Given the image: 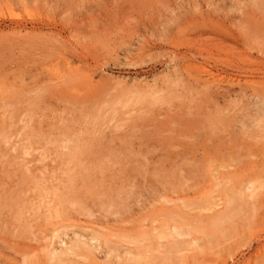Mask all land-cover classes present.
I'll use <instances>...</instances> for the list:
<instances>
[{
	"label": "rangeland",
	"instance_id": "1",
	"mask_svg": "<svg viewBox=\"0 0 264 264\" xmlns=\"http://www.w3.org/2000/svg\"><path fill=\"white\" fill-rule=\"evenodd\" d=\"M105 1L0 0V264H264V0Z\"/></svg>",
	"mask_w": 264,
	"mask_h": 264
},
{
	"label": "bare ground",
	"instance_id": "2",
	"mask_svg": "<svg viewBox=\"0 0 264 264\" xmlns=\"http://www.w3.org/2000/svg\"><path fill=\"white\" fill-rule=\"evenodd\" d=\"M102 1H103V0H102ZM116 1H117V0H116ZM126 1H127V0H126ZM126 1H125V4H126ZM128 1L134 3L135 0H128ZM137 1H139V0H137ZM148 1H150V0H148ZM152 1H153V0H152ZM154 1H155V0H154ZM260 1H261V0H260ZM106 2H108V0H106V1L104 2V4H105ZM118 2H120V1H118ZM109 3H110V2H109ZM116 3H117V2H116ZM133 3H132V4H133ZM141 3H142V2H141ZM106 4H108V3H106ZM106 4H105V5H106ZM117 4H118V3H117ZM120 4H122V3H120ZM120 4H119V5H120ZM127 4H128V3H127ZM135 4H136V3H135ZM142 4H143V3H142ZM142 4H141V5H142ZM108 5H109V4H108ZM119 5H117V6H119ZM123 5H124V4L120 5L121 8L123 7ZM128 5H129V4H128ZM128 5H127V7H128ZM151 5H152V4H151ZM151 5H150V6H151ZM162 5H163V4H162ZM113 6H114V5H113ZM117 6H115V7L117 8ZM136 6H137V4H136ZM142 6H143V5H142ZM144 6H145V4H144ZM153 6H154V5H153ZM133 7H134V9H135V6H133ZM138 7H139V6H138ZM138 7H137V8H138ZM118 8L121 10L120 7H118ZM125 8H126V5H125ZM154 8H155V6H154ZM98 9L100 10V8H98ZM104 9H105V7H103V10H104ZM122 9L124 10V7H123ZM127 9H128V8H127ZM146 9H147V8H146ZM152 9H153V7H152ZM106 10L109 12V8L106 9ZM139 10H140V9H139ZM126 11H127V10H126ZM126 11H125V12H126ZM130 11H131V9H130ZM130 11H128V12H130ZM140 11H141V10H140ZM111 12H113V10H112ZM131 12L133 13V11H131ZM152 12H153V11H152ZM160 12H161V11H160ZM188 12H189V11H188ZM101 13H102V12H100V14H101ZM134 13H135V12H134ZM136 13H137V12H136ZM112 14H113V13H112ZM115 14H116V12H115ZM102 15H103V14H102ZM116 15H119V14H116ZM116 15H115V16H116ZM186 15H187V14H186ZM103 16H104V15H103ZM101 17H102V16H101ZM158 17H159V15H158ZM15 22H16V21H15ZM18 22H20V21H18ZM159 22H160V21H159ZM21 23H22V22H21ZM102 23H103V22H102ZM110 23H111V22H110ZM110 23H109V24H110ZM21 25H22V24H21ZM104 25H105V24H104ZM16 26H17V25H16ZM22 26H23V25H22ZM30 26H31V25H30ZM106 27H107V26H106ZM111 27H112V26H111ZM113 27H114V26H113ZM19 174H20V173H19ZM80 180H81V179H80ZM72 181H73V180H72ZM256 190H257V189H256ZM255 193H256V192H255ZM254 195H255V194H254ZM250 196L252 197L253 195L250 194ZM242 198H243V197H242ZM17 202H18V201H17ZM3 203H4V202H3ZM15 206H16V205H15ZM26 207H27V206H26ZM91 239H92V237H91ZM83 242H84V241H83ZM80 243H81V242H80ZM82 245H83V244H82ZM83 246H84V245H83ZM50 252H51V251H50ZM50 252H49V253H50ZM55 253H56V252H55ZM55 253H54V254H55ZM59 253H60V252H59ZM72 254H73V253H72ZM57 255H58V254H57ZM50 256H52V255L50 254ZM58 256H59V255H58ZM62 256H63V255H62ZM59 257L61 258V256H59ZM104 257H105V256H104Z\"/></svg>",
	"mask_w": 264,
	"mask_h": 264
}]
</instances>
